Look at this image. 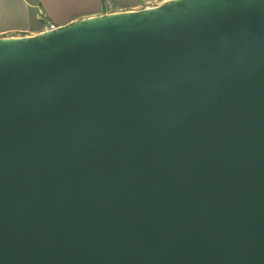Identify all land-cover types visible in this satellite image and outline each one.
Listing matches in <instances>:
<instances>
[{
	"label": "water",
	"instance_id": "95a60500",
	"mask_svg": "<svg viewBox=\"0 0 264 264\" xmlns=\"http://www.w3.org/2000/svg\"><path fill=\"white\" fill-rule=\"evenodd\" d=\"M0 264H264V0L0 36Z\"/></svg>",
	"mask_w": 264,
	"mask_h": 264
},
{
	"label": "crops",
	"instance_id": "0c3cea01",
	"mask_svg": "<svg viewBox=\"0 0 264 264\" xmlns=\"http://www.w3.org/2000/svg\"><path fill=\"white\" fill-rule=\"evenodd\" d=\"M100 2L101 0H0V36L32 35L43 31L45 26L41 13L54 26L98 15Z\"/></svg>",
	"mask_w": 264,
	"mask_h": 264
},
{
	"label": "built area",
	"instance_id": "2783aa9c",
	"mask_svg": "<svg viewBox=\"0 0 264 264\" xmlns=\"http://www.w3.org/2000/svg\"><path fill=\"white\" fill-rule=\"evenodd\" d=\"M161 2L159 0H139L138 5L134 9H141L146 7H153L159 5ZM100 14L126 10L117 0H101L99 6ZM44 20L45 29L54 28V24L41 13L40 16Z\"/></svg>",
	"mask_w": 264,
	"mask_h": 264
},
{
	"label": "rangeland",
	"instance_id": "374dc122",
	"mask_svg": "<svg viewBox=\"0 0 264 264\" xmlns=\"http://www.w3.org/2000/svg\"><path fill=\"white\" fill-rule=\"evenodd\" d=\"M121 6H123L124 8H127V9H130V8H135L138 3H139V0H117ZM160 2H163L165 0H159ZM42 20V19H41ZM43 23H44V20H42Z\"/></svg>",
	"mask_w": 264,
	"mask_h": 264
}]
</instances>
